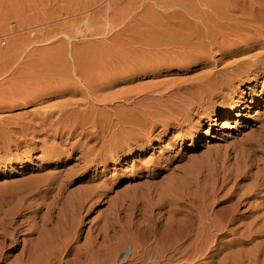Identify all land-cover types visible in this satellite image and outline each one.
I'll return each mask as SVG.
<instances>
[{"label":"rangeland","instance_id":"374dc122","mask_svg":"<svg viewBox=\"0 0 264 264\" xmlns=\"http://www.w3.org/2000/svg\"><path fill=\"white\" fill-rule=\"evenodd\" d=\"M232 2L233 0H0V63L7 61L10 65L3 78H0V102L5 97H9L8 101L18 100L38 86L27 79L32 71L30 66L41 62L37 58L30 57L32 54L30 51L34 47H37L36 52L55 46L69 50L103 46L111 49L113 44L110 34L123 32L127 34V41L123 40L119 44L123 47V51L118 58L123 64H127L129 71L130 68L139 65H145L144 67L147 68L149 64H157L160 58L168 57L175 48L179 49L180 43L169 44L171 40L167 39L174 32L182 31L180 30L182 27L198 23L204 29V24H209L211 18H215L216 15H219V18L229 19H237L240 15L237 20L249 21L241 31H227L224 49L212 48L208 52L209 61L207 59L195 61L198 60L195 59L198 55L191 57L193 53L185 54L183 57L173 59L171 64L161 63L160 69H155L153 72L142 74L138 70H132L127 82H116L107 90L101 91L127 93V104L124 102L127 114L132 109L139 112H144L145 109L155 111L172 106L179 96L186 101L192 100L191 93L204 84L203 81L208 74L218 73L228 75L225 83L231 81V84L223 88L221 95L224 96L218 97L217 102L224 100L229 106L233 104L232 102H237L235 104L238 105L233 111H238L240 115L221 113L217 123L213 124L212 119L201 117L203 114L200 115L199 108V111L190 112V117L185 123L173 122L164 127L159 122L151 133V141L145 139L149 142H146L145 148L139 149L136 143L130 151L126 149L127 153L122 152L121 156L110 158L105 167L99 165L96 171L89 168L83 179L80 178L84 166L80 157L81 144L90 146L93 140H86L84 136L66 138L65 134L55 137L51 135L50 123H46L35 135L27 134L29 145L17 144L24 136L21 134L23 129L16 124L17 115H24L35 109L53 108V105L68 98V94L46 95L39 101H29L14 107L0 105V197L4 198L7 189L16 192L13 193L14 196L33 187L42 190L46 187L43 180L60 169L63 170V174L68 175L65 179L63 195L55 202L44 226L47 235L54 233L57 235L63 229L68 232L66 236H61V241L58 242L63 252L51 254L48 258L50 264H71L72 260L75 264H80L84 258L75 256L74 250L73 253H66L68 245L78 247L93 242L96 246H104L114 236L126 233L131 219L136 224L145 221V214L151 209L153 213L160 214L169 210L165 213V217L181 216L177 213V209H181L183 213L189 210L195 211L197 201L193 199L194 194H186L182 189H179V193L184 194L185 201L177 200L170 203V206L158 209L153 206L154 203L167 193H154L151 185L161 188L169 178L181 177L186 171L191 170L197 175V182L208 192L212 186L218 188L223 181L226 182L241 166L246 150H238L235 157L232 149L238 147L239 142L245 137L253 135L257 138L260 135L261 126L264 124V72L257 75L255 80L250 77H239L240 74L234 76L228 73L235 68L236 61L252 59V55H261L264 58V16L245 19L241 11L229 10ZM180 22L188 24L179 27ZM151 35L157 36L165 47L146 46L143 38ZM233 35H241V37L233 38ZM179 38L183 40V37L179 36ZM219 39L221 40L220 37ZM202 40L208 43L212 38L201 37L198 41ZM104 41L106 43H103ZM156 52L159 54L154 57L153 54ZM3 55L5 57L1 58ZM144 57H152V60L142 61ZM65 61L66 59L63 58L54 60L56 63ZM137 95L139 97L135 98ZM73 97L78 100L82 98L81 95ZM140 100L143 101L141 105ZM81 105L87 104L82 102ZM90 105L98 112L107 111L104 103L93 102ZM178 106L179 110L183 108L181 105ZM208 107L209 104L205 102L203 108L207 110ZM122 111L121 108L114 109L111 106L108 109L110 116L113 117ZM225 119L229 120L230 124L224 125V122H227ZM70 124L72 123H67ZM130 128V125H127V130ZM59 129L63 130L62 125ZM51 144H57L60 146L59 151L63 150L70 155L65 156L68 161L62 167L51 165L53 161H46L43 158ZM262 145L264 146V141ZM243 147L248 148V145ZM250 156L261 167L264 166L262 150L252 152ZM26 158L30 159L27 161L28 168H19V159ZM8 160L12 161L9 163ZM251 171H255V167ZM63 178L64 175H61V179ZM29 179H34L36 182L25 185ZM249 183L251 179L239 182V184ZM99 185H103L99 189L111 191L106 196L95 193L94 199L100 198V202L93 203L89 208L92 202L90 201L72 219L66 210L69 194ZM230 185L231 183H228L226 188ZM148 187L152 190L151 193L147 192ZM135 190L137 192H134ZM51 200L52 198L48 197L45 202ZM223 204L218 203L216 208ZM261 204L263 206L264 201ZM45 211L46 208H43L38 212L36 218L38 223H41L40 217ZM262 211L264 209L258 213ZM67 215L68 220L72 219L70 227L63 224ZM21 218L22 216H16L17 220ZM79 219L81 222H78ZM250 219L248 217L245 221ZM163 223L162 220L157 221L158 226ZM136 224L133 228L130 227L129 231H133L134 242L140 243L143 242L144 229L138 228ZM27 227L28 224H25L17 229V243L11 249L10 257L1 259L0 264L16 263L15 255L35 242L39 232L37 230L31 232L26 229ZM261 234L263 235L256 237L251 243L226 245L221 253L214 257L215 264H248L250 261L253 264L257 254L256 250L252 249L253 244L264 242V232ZM240 248H243V252L239 250ZM261 248L264 251V247ZM237 250L238 256L230 258L236 255L231 252ZM263 258V253L259 254L255 264H264ZM208 260V258L189 259L188 263L205 264ZM188 263L183 259L174 262V264Z\"/></svg>","mask_w":264,"mask_h":264},{"label":"bare ground","instance_id":"6f19581e","mask_svg":"<svg viewBox=\"0 0 264 264\" xmlns=\"http://www.w3.org/2000/svg\"><path fill=\"white\" fill-rule=\"evenodd\" d=\"M232 3L229 10L241 11V15L243 14L245 19L251 20L264 16V0H233ZM237 19L219 18V15H216L215 18H211L209 24L202 23L205 25L204 29L198 23L182 27L180 29L182 31L174 32L167 39L171 40L169 44L180 43L179 49L175 48L168 57L160 58L156 62L157 64H149L147 68L144 67L145 65H139L130 68L129 71H127V64H123L118 58L123 51V47L119 44L123 40L127 41V34L123 32L110 34L113 44L111 49L103 46L69 50L55 46L36 52L37 47H34L30 51L32 53L30 57L37 58L41 62L33 63L30 66L32 71L27 79L38 86L18 100L8 101L9 97H5L0 105L14 107L29 101H39L46 95L63 96L68 94L69 96L62 102L53 105V108L35 109L24 115H17L16 124L23 129L21 134L24 135L17 144L27 143L29 145L26 139L27 134L35 135L38 129L46 123H50L51 135L55 137L65 134L66 138L84 136L86 140H93L90 146H86L85 143L81 144L80 157H82L84 166L80 178L83 179L89 168L96 171L99 165L105 167L110 158L119 157L122 152L127 153V150L133 149L136 143V147L139 149L145 148L147 145L145 139L148 138L151 141V133L159 122L164 127L173 122L185 123L190 117V112L199 111V108L200 115L203 114L201 117L212 119L213 124L217 123L221 113L240 115L238 111H233L238 105L235 104L237 102H232L233 104L230 106L224 100L217 102L218 97L224 96V94L221 95L223 88L229 87L231 84V81H228V84L225 83L228 75L218 73L208 74L203 81L204 84L191 93L192 100L186 101L182 96H179L172 106L159 108L155 111L145 109L144 112H139L132 109L127 114L125 105V103L127 104V93L123 91L101 92L116 82H127V78L132 75V70H138L142 74L153 72L155 69H160L161 63L171 64L173 59L183 57L185 54L193 53L191 57L198 55V58H195L198 60L195 61L204 59L209 61L208 52L212 48L224 49L227 42V38H225L227 31H241L249 23L247 20ZM185 24L188 23L180 22L179 27ZM179 36L183 37V40H180ZM201 37L203 39L211 37L212 40H209L208 43L203 40L198 41ZM240 37L241 35H233V38ZM143 40L146 42V46L165 47L164 43H161L155 35L146 36ZM158 54L156 52L153 55L155 57ZM4 57L5 55L1 56V58ZM57 58H63L66 61L56 63L54 60ZM251 58L236 61L235 68H232L228 74L232 73L234 76L240 74L239 77H250L255 80L257 75L264 72V58L261 55H252ZM141 60L149 62L152 57H144ZM8 66L10 65L7 61L0 63V78L5 75ZM191 94H188L189 98ZM75 95H81L82 98L78 100L73 97ZM137 97L139 95L135 96V98ZM82 102L87 105H81ZM93 102L104 103L107 111L98 112L90 105ZM118 102L120 103L116 104ZM142 102L140 100L139 104L141 105ZM205 102L209 104L207 110L203 108ZM109 105L114 109L121 108L123 111L115 117L110 116ZM178 105L183 108L179 110ZM225 121L227 122H224V125H228L229 120L225 119ZM68 122L72 124L67 125ZM60 125L63 127L62 131L59 129ZM127 125L131 127L129 130H127ZM263 141L264 124L261 126L260 135L257 138L253 135L247 136L239 142L238 147H233L232 153L234 152L235 157L238 150H246L245 159L226 182L223 181L218 188L212 186L208 192L197 182V175L191 170L186 171L181 177L169 178L161 188L151 185L154 193H167L166 196H161L154 203L153 206L158 209L170 206V203L177 200L185 201L186 198L184 194L179 193V189L185 190L186 194H194L193 199L197 201V205L195 211L189 210L187 213L177 209V213L181 215L179 217L175 215L165 217V213L169 210L160 214L159 212L153 213L154 211L151 209L145 214V221L142 223L136 224L131 219L127 232L130 227L133 228L136 224L138 228L144 229L142 231L143 242L135 243L132 236L133 231H129L114 236L104 246H96L93 242L78 247L68 245L66 253H73L74 250L75 256L83 257L80 264H174L175 260L183 259L185 263H188L189 259L196 258H208L209 260L205 264H215L214 257L219 255L226 245L251 243L256 237L263 235L261 233L264 232V211L260 213L258 211L264 209V205L261 204L264 201V166L261 167L250 156L252 152L259 150H262L264 154ZM246 144L248 148L243 147ZM121 149H125V151ZM59 150L60 146L51 144L43 158L46 161H53L51 165L62 167L68 161L65 156L70 155ZM28 160L30 161L29 158L19 159V168H28ZM11 161L8 160L9 163ZM254 167L255 171H251ZM62 171L60 169L48 175L43 180L46 187L42 190L33 187L14 196L13 193L16 192L7 189L4 192V198L0 197L2 199L0 202V260L10 257V251L17 243V229L25 224H28L27 230L31 232L37 230L39 235L29 248L22 249L15 255L16 263L14 264H50L48 258L51 254L63 252V248H60L58 242L61 241V236H66L68 232L63 229L57 235L55 233L47 235L44 229L55 202L63 195L64 183L68 175L63 174ZM61 175H64L63 179H61ZM246 179H251V183L239 184L241 180ZM34 182L36 180L29 179L25 185H31ZM228 183L231 185L226 188ZM102 186H91L69 194L66 210L72 219L90 201L92 202L89 208L93 203L100 202V198L94 199L95 193H99V196H106L111 191L110 189H99ZM147 189H149L147 192H152L150 187ZM48 197H51L52 200L46 203L45 200ZM207 200L209 201L207 202ZM218 203L224 204L216 208ZM43 208H46V211L40 217L41 223H38L36 218L38 212ZM17 215L22 218L17 220ZM67 217L68 215L64 218L63 224L70 227L72 219L68 220ZM248 217L251 219L245 221ZM158 220H162L164 223L158 226ZM78 222L81 220L79 219ZM241 228L242 230H240ZM53 235L55 236L52 237ZM253 246L252 249L257 252L253 259V264H255L259 254L263 253L264 255L261 248L264 247V242H255ZM239 250L243 252V248ZM233 253L236 255L230 258L238 256V250L231 252V254ZM45 258L46 262L44 263ZM70 263L75 264L73 260ZM251 263L252 261L248 264Z\"/></svg>","mask_w":264,"mask_h":264}]
</instances>
